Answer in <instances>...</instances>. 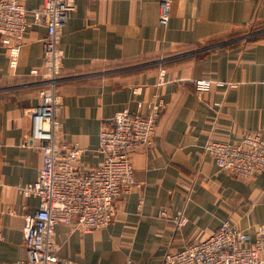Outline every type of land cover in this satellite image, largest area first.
<instances>
[{
	"label": "crops",
	"instance_id": "0c3cea01",
	"mask_svg": "<svg viewBox=\"0 0 264 264\" xmlns=\"http://www.w3.org/2000/svg\"><path fill=\"white\" fill-rule=\"evenodd\" d=\"M160 1L76 0L61 32L62 139L85 149L80 170L101 164L100 131L116 113L146 115L147 103L162 101L153 145L132 155L137 185L117 202L114 222L90 232L56 226L69 264H163L166 252L207 239L225 219L250 239L264 224V174L238 178L204 148L264 137V0H172L166 27ZM46 34L28 28L17 67L0 43V264L24 263V208L39 206L18 186L34 182L43 163L29 113L47 81ZM193 79L223 85L199 92ZM184 206L188 222L178 229L171 218Z\"/></svg>",
	"mask_w": 264,
	"mask_h": 264
},
{
	"label": "built area",
	"instance_id": "2783aa9c",
	"mask_svg": "<svg viewBox=\"0 0 264 264\" xmlns=\"http://www.w3.org/2000/svg\"><path fill=\"white\" fill-rule=\"evenodd\" d=\"M26 1L0 0V43L8 49L13 67L18 65L28 28L36 24L47 31L43 40L47 81L39 90L40 104L29 113L33 123L31 141L42 152L43 163L34 182L18 186L23 196L39 199L36 210L24 208L23 264H69L59 255L56 226L66 224L90 232L114 222L117 202L137 185L132 155L153 145L162 101L147 103L146 115L128 107L116 113L100 131L101 164L80 170L78 162L85 149L62 139L64 103L59 90L64 58L61 32L76 0H42L39 8L27 6ZM171 10L172 0L160 1L159 22L164 27L170 21ZM192 82L199 92L209 91L213 84L223 85L210 79ZM204 148L222 170L238 178L253 179L264 174V137L260 132H250L238 143L208 141ZM165 216L162 210L160 217ZM171 220L178 229L183 228L188 222L185 206ZM263 255L264 224L256 227L250 239L247 232L225 219L207 239L166 252L163 264H264Z\"/></svg>",
	"mask_w": 264,
	"mask_h": 264
}]
</instances>
